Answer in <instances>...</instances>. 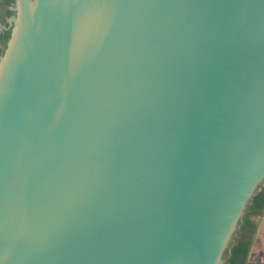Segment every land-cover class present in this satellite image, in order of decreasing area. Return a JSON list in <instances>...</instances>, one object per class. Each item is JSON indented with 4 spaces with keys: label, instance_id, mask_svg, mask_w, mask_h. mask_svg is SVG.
Instances as JSON below:
<instances>
[{
    "label": "water",
    "instance_id": "obj_1",
    "mask_svg": "<svg viewBox=\"0 0 264 264\" xmlns=\"http://www.w3.org/2000/svg\"><path fill=\"white\" fill-rule=\"evenodd\" d=\"M12 9L0 264H228L264 186V0Z\"/></svg>",
    "mask_w": 264,
    "mask_h": 264
},
{
    "label": "trees",
    "instance_id": "obj_2",
    "mask_svg": "<svg viewBox=\"0 0 264 264\" xmlns=\"http://www.w3.org/2000/svg\"><path fill=\"white\" fill-rule=\"evenodd\" d=\"M15 0H0V20L2 23L6 22L7 18L14 14L11 10V5ZM11 30L0 29V43L3 48H0V54L3 53L10 38ZM264 210V186L254 196L253 202L246 212L242 225L239 230L238 238L235 245L232 247L231 255L228 264H246L247 258L250 254L253 236L256 231V224L253 222V216L260 214Z\"/></svg>",
    "mask_w": 264,
    "mask_h": 264
},
{
    "label": "crops",
    "instance_id": "obj_3",
    "mask_svg": "<svg viewBox=\"0 0 264 264\" xmlns=\"http://www.w3.org/2000/svg\"><path fill=\"white\" fill-rule=\"evenodd\" d=\"M252 219L256 224V231L246 264H264V210Z\"/></svg>",
    "mask_w": 264,
    "mask_h": 264
},
{
    "label": "bare ground",
    "instance_id": "obj_4",
    "mask_svg": "<svg viewBox=\"0 0 264 264\" xmlns=\"http://www.w3.org/2000/svg\"><path fill=\"white\" fill-rule=\"evenodd\" d=\"M16 35L18 36L19 34H16ZM18 41L19 39L13 40V43L11 44V50H10L8 57L6 58V60L4 59V61L0 63V91L2 88L3 81L8 78L11 70L14 67L13 62L15 63L16 61V54L19 48Z\"/></svg>",
    "mask_w": 264,
    "mask_h": 264
},
{
    "label": "flooded vegetation",
    "instance_id": "obj_5",
    "mask_svg": "<svg viewBox=\"0 0 264 264\" xmlns=\"http://www.w3.org/2000/svg\"><path fill=\"white\" fill-rule=\"evenodd\" d=\"M13 5H14V4H12V5H11V7H10V8H11V10H13V9H12ZM0 14H1V13H0ZM13 15H14V14H13ZM10 17H11V16H10ZM8 19H9V18H7L6 22H4V23H2V22H1V20H0L1 24H2L3 26H9ZM0 29H3V30H9V29H4V28H1V27H0ZM0 48H3V45H2V43H0Z\"/></svg>",
    "mask_w": 264,
    "mask_h": 264
},
{
    "label": "rangeland",
    "instance_id": "obj_6",
    "mask_svg": "<svg viewBox=\"0 0 264 264\" xmlns=\"http://www.w3.org/2000/svg\"><path fill=\"white\" fill-rule=\"evenodd\" d=\"M1 55V54H0Z\"/></svg>",
    "mask_w": 264,
    "mask_h": 264
}]
</instances>
